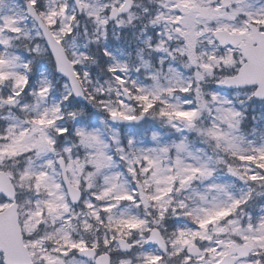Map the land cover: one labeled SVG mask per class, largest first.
Listing matches in <instances>:
<instances>
[{
	"label": "snow or ice",
	"instance_id": "1",
	"mask_svg": "<svg viewBox=\"0 0 264 264\" xmlns=\"http://www.w3.org/2000/svg\"><path fill=\"white\" fill-rule=\"evenodd\" d=\"M0 264H264V0H0Z\"/></svg>",
	"mask_w": 264,
	"mask_h": 264
}]
</instances>
